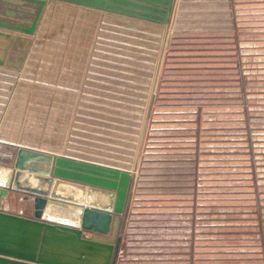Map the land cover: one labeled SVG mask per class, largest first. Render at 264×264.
Masks as SVG:
<instances>
[{
  "label": "rangeland",
  "instance_id": "rangeland-1",
  "mask_svg": "<svg viewBox=\"0 0 264 264\" xmlns=\"http://www.w3.org/2000/svg\"><path fill=\"white\" fill-rule=\"evenodd\" d=\"M104 14L56 7L0 71V164L28 146L130 174L116 264H262L264 0Z\"/></svg>",
  "mask_w": 264,
  "mask_h": 264
},
{
  "label": "water",
  "instance_id": "water-1",
  "mask_svg": "<svg viewBox=\"0 0 264 264\" xmlns=\"http://www.w3.org/2000/svg\"><path fill=\"white\" fill-rule=\"evenodd\" d=\"M51 2L168 27L176 0H0V67L23 68ZM4 161L0 264H116L130 174L27 148ZM10 193L32 197L33 215L3 211Z\"/></svg>",
  "mask_w": 264,
  "mask_h": 264
},
{
  "label": "crops",
  "instance_id": "crops-1",
  "mask_svg": "<svg viewBox=\"0 0 264 264\" xmlns=\"http://www.w3.org/2000/svg\"><path fill=\"white\" fill-rule=\"evenodd\" d=\"M58 6H61V7H67L69 9H73L75 12H79L81 15H88V16H94V15H102L104 16L105 14L102 13V12H99V11H95V10H90V9H86V8H81V7H78V6H74V5H71V4H67V3H63V2H51L48 6H47V9H46V12L43 16V19L41 21V24L39 26V30L37 32V35L39 34V31L43 25V23L46 21V18L49 16V13H51L56 7ZM99 13V14H98ZM79 15V14H78ZM109 15V14H108ZM108 18L110 16H107ZM133 22H139V23H143L142 21H139V20H133ZM37 35L35 36V38L33 39V44H32V47L30 49V52L28 54V57L25 61V64L23 66V68L20 70V71H15V70H11V69H7V68H4V67H0V71H4L8 73L9 72H17V73H23V71L25 70V66L28 62V59L30 58L31 56V51L35 45V42H36V39H37ZM1 74V73H0ZM1 103H3L2 101H0ZM2 105V104H1ZM4 116H6V112H4V115H3V118H5ZM1 120V119H0ZM5 123V119L2 121V125H4ZM0 127V143H12L11 140H13V137H11L10 135L8 136V133L6 131L3 130V127ZM10 137V138H9ZM11 139V140H9ZM21 148V147H19ZM22 148H27V149H31V150H35L33 148H30L28 146H24ZM38 151V150H36ZM6 158L4 155L2 156V159ZM16 197H19L18 194H15V193H10L9 196L3 200V205L5 206H8L11 210L12 213L14 214H17V215H22V216H31L28 214V211H33L32 207H33V204L32 206L30 205V202L28 203H19L16 199ZM17 202V203H15ZM33 214V213H32ZM87 236H91V234H87ZM262 264H264V258L262 260Z\"/></svg>",
  "mask_w": 264,
  "mask_h": 264
},
{
  "label": "built area",
  "instance_id": "built-area-1",
  "mask_svg": "<svg viewBox=\"0 0 264 264\" xmlns=\"http://www.w3.org/2000/svg\"><path fill=\"white\" fill-rule=\"evenodd\" d=\"M23 200V198H21V201ZM3 211L5 212H11L10 208L8 206H5L2 204V208H1Z\"/></svg>",
  "mask_w": 264,
  "mask_h": 264
}]
</instances>
